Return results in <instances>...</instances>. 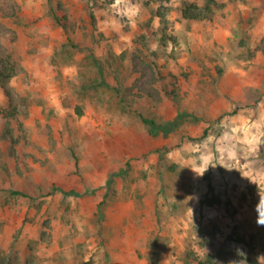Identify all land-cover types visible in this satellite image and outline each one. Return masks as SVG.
Wrapping results in <instances>:
<instances>
[{"label": "rangeland", "instance_id": "rangeland-1", "mask_svg": "<svg viewBox=\"0 0 264 264\" xmlns=\"http://www.w3.org/2000/svg\"><path fill=\"white\" fill-rule=\"evenodd\" d=\"M0 72V264H264V0H0Z\"/></svg>", "mask_w": 264, "mask_h": 264}, {"label": "trees", "instance_id": "trees-1", "mask_svg": "<svg viewBox=\"0 0 264 264\" xmlns=\"http://www.w3.org/2000/svg\"><path fill=\"white\" fill-rule=\"evenodd\" d=\"M184 14L187 18L193 19V18H202L204 17V13L202 12H194L190 8L185 9ZM11 75H5L4 72H0V80H6L9 79ZM179 117H175L173 120L165 121V122H157L153 118H143V121L146 122L149 125L150 132L153 135H158L159 133L167 134L173 129H175V126L177 125ZM55 189H58L59 191L63 192L64 194H75V195H80L74 190H64L59 187H55ZM16 193L28 196L27 193L21 191V190H16Z\"/></svg>", "mask_w": 264, "mask_h": 264}]
</instances>
